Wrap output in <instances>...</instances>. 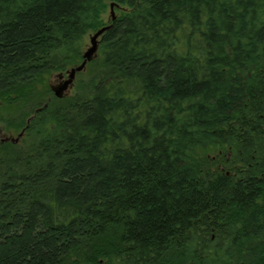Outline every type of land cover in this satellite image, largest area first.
<instances>
[{"label":"trees","instance_id":"obj_1","mask_svg":"<svg viewBox=\"0 0 264 264\" xmlns=\"http://www.w3.org/2000/svg\"><path fill=\"white\" fill-rule=\"evenodd\" d=\"M0 123V264H264V0H0Z\"/></svg>","mask_w":264,"mask_h":264},{"label":"water","instance_id":"obj_2","mask_svg":"<svg viewBox=\"0 0 264 264\" xmlns=\"http://www.w3.org/2000/svg\"><path fill=\"white\" fill-rule=\"evenodd\" d=\"M116 6H118L117 2L111 1L109 3V7H110L109 19H111L113 21L116 19L115 18L116 16L114 13V9L117 8ZM110 25L111 24L108 23L104 26H101V27L97 28L95 30V32L90 35V37H89L90 44L84 50V52L82 54V61L80 63L74 64L73 67L67 69L64 73L59 72V73L55 74V76H54L55 78L49 82V88L51 89L53 96H55L57 98H65V96L68 94V92L72 88V85H73V82L75 79V74L79 71L84 70L86 67V63L88 61H91V60L96 58V55H97L96 52H97V49H98V46L100 43V41H99L100 37L106 31V29L110 27ZM39 109H37V110H39ZM32 116H30L26 120V122H29L30 119L32 118ZM23 132H24V129H22L18 133V136L16 138L4 137V138H1V140L2 141L17 142L18 139L23 135Z\"/></svg>","mask_w":264,"mask_h":264},{"label":"rangeland","instance_id":"obj_3","mask_svg":"<svg viewBox=\"0 0 264 264\" xmlns=\"http://www.w3.org/2000/svg\"><path fill=\"white\" fill-rule=\"evenodd\" d=\"M114 13H115V16L117 15L116 14V9H114ZM109 16H110V7L108 6L107 7V9H106V12H105V14H104V19L106 20V21H110V19H109ZM92 33H94V32H90V33H88L87 35H86V37H85V44H84V47H83V49H82V53L84 52V50L86 49V47L90 44V42H89V37H90V35L92 34ZM99 47V46H98ZM97 55H96V57L98 56L99 57V55H100V52H99V50L97 49ZM80 63V62H79ZM90 68H91V66H90V64H86V67H85V69L84 70H82V71H79V72H77L76 74H75V79H74V82H73V85H72V88L70 89V91L68 92V94L65 96V97H69V98H71V97H73V96H75L76 95V93H77V91L80 89V82H81V80H85L89 75H88V73H89V70H90ZM69 69V68H68ZM67 70V69H66ZM65 70V71H66ZM64 71V72H65ZM63 72V73H64ZM55 74H57V73H53V75H50L49 76V78H48V80H47V85H48V87H49V82L50 81H52L55 77ZM79 85V86H78ZM29 118V117H28ZM27 118V119H28ZM26 119V120H27ZM18 131H16V130H14V129H7L6 127H4L3 126V124H1L0 123V140H1V138H4V137H9V138H11V137H13V138H16L17 136H18V133H17ZM24 136H25V134L24 135H22L19 139H18V141L17 142H13V143H20L21 145H22V143L24 142ZM10 142V141H9ZM214 154H213V152L210 154V156H213Z\"/></svg>","mask_w":264,"mask_h":264}]
</instances>
